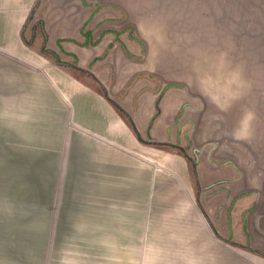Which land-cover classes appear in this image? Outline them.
I'll list each match as a JSON object with an SVG mask.
<instances>
[{"label": "crops", "instance_id": "0c3cea01", "mask_svg": "<svg viewBox=\"0 0 264 264\" xmlns=\"http://www.w3.org/2000/svg\"><path fill=\"white\" fill-rule=\"evenodd\" d=\"M22 1L23 7L29 2ZM38 7L48 45L74 60L83 75L50 59L41 70H27L24 100L34 118H61L65 126L75 125L79 140L75 147L80 149L76 154L82 159L69 169V183L60 184L68 188L64 194L43 195V202L54 200L57 209L32 205L11 212L6 224L0 221V246L9 251L5 257L10 254L9 261L1 262L210 264L204 261L210 260L211 245L228 237L264 250V125L255 123L249 145L240 143L232 150L220 141L212 143L224 133L211 131V118H204L202 131H197L204 140L197 162L187 157L188 150L184 156L177 150L154 148L166 153L153 159V165L146 141L174 142L179 131V118L161 102L156 105L161 88L155 76L177 64L171 59L173 51L163 50V40L143 46L140 36H100L97 27L87 33L86 28L98 21L97 14H91L97 9L82 0H39ZM119 8L129 10L125 4L115 11ZM121 16V26L128 24L124 13ZM9 28L11 50L22 41L13 22ZM186 133L196 138L194 126ZM148 169L192 171L193 179L184 180L177 173L148 178ZM196 172L202 184L199 204ZM196 245L202 250L199 262Z\"/></svg>", "mask_w": 264, "mask_h": 264}, {"label": "rangeland", "instance_id": "374dc122", "mask_svg": "<svg viewBox=\"0 0 264 264\" xmlns=\"http://www.w3.org/2000/svg\"><path fill=\"white\" fill-rule=\"evenodd\" d=\"M82 1L97 9L91 14L92 17L97 14L98 21L92 28H86L87 33H94L97 27L95 33L100 36H140L143 46L163 40V50L173 51L171 59L177 64L173 68L164 67L162 73L155 76L161 88L156 105L161 102L168 107V112L179 118L178 136L174 142L146 141L150 163L162 153L154 148L177 150L184 156L188 150L187 157L197 162L204 146L197 131H202L204 118H211V131L224 133L221 139H212V143L220 141L232 150L240 143L243 147L246 143L249 145L250 130L255 123L264 125V0ZM27 3L25 7L22 0L16 3L4 0L0 4V221L4 224L11 212L26 210L32 205L39 210L57 209L58 203L43 202V195L64 194L68 188L61 185L69 183L66 182L68 174L72 173L69 169L82 159V155L76 154L80 150L75 147L79 140L75 138L72 122L65 126L61 118H34L32 108L26 106L24 98L28 97V92L23 89V79L30 75L27 70H41L51 59L66 66L71 73L83 75L76 70L74 60L48 45L39 0ZM120 4H125L129 10L115 11ZM17 7L21 8L20 12L16 11ZM122 13L125 22L129 21L124 26L119 23ZM11 22L22 44L10 50ZM166 55H163L165 62ZM11 79L15 80L12 84L6 81ZM169 93L170 97L166 95ZM157 110L159 112L158 106ZM247 111L254 113V119L250 129L240 130L241 116ZM192 126L196 130L194 139L186 133V128L190 131ZM150 163L148 165H152ZM174 173L184 180L193 179L192 171H147L148 178ZM82 189L88 191L86 187ZM196 189L199 204L202 184L198 183L197 172ZM16 217L18 224H22L20 215ZM199 247L196 245V262L202 261ZM4 249L5 245L0 249V264H4L1 260L10 259V254L4 256L9 252ZM204 262L264 264V250L228 237L220 244L211 245L210 260Z\"/></svg>", "mask_w": 264, "mask_h": 264}, {"label": "clouds", "instance_id": "9594fccd", "mask_svg": "<svg viewBox=\"0 0 264 264\" xmlns=\"http://www.w3.org/2000/svg\"><path fill=\"white\" fill-rule=\"evenodd\" d=\"M254 119V113L247 111L244 112L241 116V120L239 122V129L240 130H248L251 127V123Z\"/></svg>", "mask_w": 264, "mask_h": 264}, {"label": "trees", "instance_id": "16d2710c", "mask_svg": "<svg viewBox=\"0 0 264 264\" xmlns=\"http://www.w3.org/2000/svg\"><path fill=\"white\" fill-rule=\"evenodd\" d=\"M31 15V14H30Z\"/></svg>", "mask_w": 264, "mask_h": 264}]
</instances>
